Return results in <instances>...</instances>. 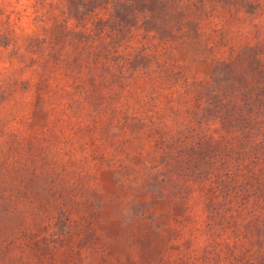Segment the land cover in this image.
<instances>
[{
  "label": "rangeland",
  "instance_id": "rangeland-1",
  "mask_svg": "<svg viewBox=\"0 0 264 264\" xmlns=\"http://www.w3.org/2000/svg\"><path fill=\"white\" fill-rule=\"evenodd\" d=\"M249 52L264 0H0V264H248L185 149Z\"/></svg>",
  "mask_w": 264,
  "mask_h": 264
},
{
  "label": "trees",
  "instance_id": "trees-1",
  "mask_svg": "<svg viewBox=\"0 0 264 264\" xmlns=\"http://www.w3.org/2000/svg\"><path fill=\"white\" fill-rule=\"evenodd\" d=\"M258 55L247 56L249 78L236 79L227 64L216 70L213 82L222 79L221 92L211 103L227 133L214 151L207 138L185 149L189 166L213 190L207 203L209 228L228 233L235 242L244 238L248 264H264V53Z\"/></svg>",
  "mask_w": 264,
  "mask_h": 264
}]
</instances>
